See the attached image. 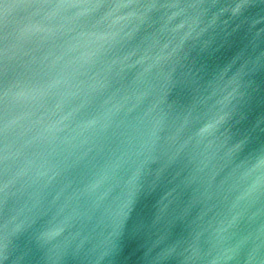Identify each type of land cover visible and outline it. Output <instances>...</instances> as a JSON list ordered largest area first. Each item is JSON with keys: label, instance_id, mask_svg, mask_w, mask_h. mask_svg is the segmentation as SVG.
<instances>
[{"label": "clouds", "instance_id": "9594fccd", "mask_svg": "<svg viewBox=\"0 0 264 264\" xmlns=\"http://www.w3.org/2000/svg\"><path fill=\"white\" fill-rule=\"evenodd\" d=\"M130 223L264 264V0H0V264H119Z\"/></svg>", "mask_w": 264, "mask_h": 264}, {"label": "water", "instance_id": "95a60500", "mask_svg": "<svg viewBox=\"0 0 264 264\" xmlns=\"http://www.w3.org/2000/svg\"><path fill=\"white\" fill-rule=\"evenodd\" d=\"M153 202L152 197L143 200L138 208V214L143 217L150 216ZM142 245L143 240L135 232L133 224L130 223L122 241L123 247L119 257V264H148L144 257L146 249Z\"/></svg>", "mask_w": 264, "mask_h": 264}]
</instances>
